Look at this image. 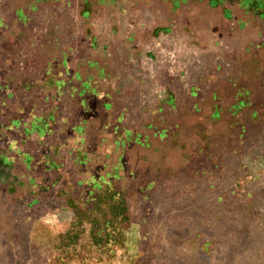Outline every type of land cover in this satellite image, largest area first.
<instances>
[{"label": "rangeland", "instance_id": "374dc122", "mask_svg": "<svg viewBox=\"0 0 264 264\" xmlns=\"http://www.w3.org/2000/svg\"><path fill=\"white\" fill-rule=\"evenodd\" d=\"M0 264H264V0H0Z\"/></svg>", "mask_w": 264, "mask_h": 264}]
</instances>
